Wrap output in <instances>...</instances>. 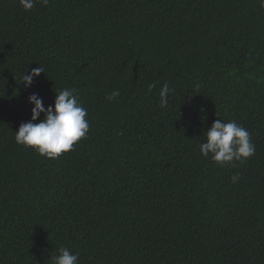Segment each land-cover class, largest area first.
Here are the masks:
<instances>
[{
    "label": "trees",
    "instance_id": "obj_1",
    "mask_svg": "<svg viewBox=\"0 0 264 264\" xmlns=\"http://www.w3.org/2000/svg\"><path fill=\"white\" fill-rule=\"evenodd\" d=\"M63 88L90 127L52 159L14 137L28 95L47 107ZM219 118L250 132L253 156L199 152ZM60 247L78 264H264L258 0H0V264H50Z\"/></svg>",
    "mask_w": 264,
    "mask_h": 264
},
{
    "label": "clouds",
    "instance_id": "obj_2",
    "mask_svg": "<svg viewBox=\"0 0 264 264\" xmlns=\"http://www.w3.org/2000/svg\"><path fill=\"white\" fill-rule=\"evenodd\" d=\"M40 2L45 6L48 4V0ZM258 2L264 8V0ZM19 3L25 10H30L36 0H19ZM41 73H45V69L39 65L27 75L23 74L22 83L25 87H30L34 77ZM155 87V83L149 84L147 91L152 92ZM173 92L174 89L167 82L159 88L160 107L168 106L169 95ZM55 93L53 104L47 107L37 93L28 95L27 101L32 105L31 118L19 125L14 137L18 144L31 147L40 155L52 159L72 150L76 142L86 137L90 127L86 119L87 109L83 106L77 89L63 88ZM119 95V91L114 90L106 98L111 102ZM41 113L44 114L43 118L38 120ZM203 134L205 141L200 143L199 152L222 167L229 164L235 166L234 162H243L255 153L250 132L235 120H214ZM239 175L236 173L231 177L233 183L239 179ZM57 253L50 257V264H78V253L69 248L60 247Z\"/></svg>",
    "mask_w": 264,
    "mask_h": 264
}]
</instances>
